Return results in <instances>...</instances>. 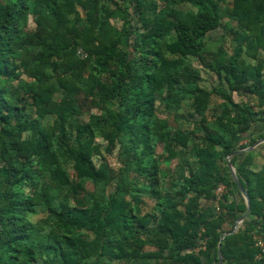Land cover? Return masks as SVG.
<instances>
[{
    "label": "trees",
    "instance_id": "trees-1",
    "mask_svg": "<svg viewBox=\"0 0 264 264\" xmlns=\"http://www.w3.org/2000/svg\"><path fill=\"white\" fill-rule=\"evenodd\" d=\"M261 51L264 0H0V264H219L220 245L264 264V164L238 168L252 212L223 240L247 206L215 193H240L225 158L250 106L233 93L264 104ZM184 104L194 127L160 115Z\"/></svg>",
    "mask_w": 264,
    "mask_h": 264
},
{
    "label": "crops",
    "instance_id": "crops-1",
    "mask_svg": "<svg viewBox=\"0 0 264 264\" xmlns=\"http://www.w3.org/2000/svg\"><path fill=\"white\" fill-rule=\"evenodd\" d=\"M261 53L263 54L264 51H261ZM263 55H261V56H263ZM262 71L264 72V68ZM217 99H218L217 102L211 104V108H210V112H209V113H211V116H213L216 113L219 114V106L218 105L222 102V99L219 97ZM233 99H234L235 103H237V104H241V105L245 104V105L250 106V111H249L250 121H248V120L245 121V125H248V128H247V130L238 133L237 139H235V142L233 144V149L236 148V150L234 152H236L238 150H242L243 146H244L243 149H245V148H248V147L254 145L256 142L264 139V104H261L259 97L250 96L248 93L246 94V93L234 92L233 93ZM211 120H212V122H214L213 121L214 118L211 117ZM252 140H254L255 143L250 145V141H252ZM222 150H223V148L220 151H222ZM234 152H232V153H234ZM248 153H250L252 156V164H251L250 168L253 169L254 171H259L262 169V166L264 164V145L259 146L254 151L242 153L241 155H239V156L237 155V156L232 158L231 161H232V164L237 171V174H238V168L241 167V165L243 164V161L245 159V156ZM227 158H228V156H226V158H225V161H226L225 166L226 167H228ZM186 161H187V163H186L187 165H191L187 169V171H189L191 168H194L196 166V164L198 163V162H196L197 160L195 158H193L192 156H186ZM173 162L175 163V166L178 163V161H173ZM220 163L223 166L222 162H220ZM187 165H185V166H187ZM228 169H229V167H228ZM224 176L227 178H228V176H230L232 178L230 169L227 173L224 171ZM220 185L225 186V193L224 194H225V196L229 202L237 203L239 205H242V203L245 202V199L243 198V196L240 193L239 194L237 192L230 193L229 188L227 187L226 184L219 183L218 186H220ZM215 193H216V190H215ZM223 196L221 198H223ZM245 204H246V202H245ZM249 217L247 218V220L249 219ZM205 249H206V247L204 248L202 246V251H204ZM196 252H198V249Z\"/></svg>",
    "mask_w": 264,
    "mask_h": 264
},
{
    "label": "rangeland",
    "instance_id": "rangeland-1",
    "mask_svg": "<svg viewBox=\"0 0 264 264\" xmlns=\"http://www.w3.org/2000/svg\"><path fill=\"white\" fill-rule=\"evenodd\" d=\"M227 5V4H226ZM186 12H185V14L183 15V20H185V21H188V20H190L192 17H193V12H194V7H192L191 5H188V6H186ZM225 21V19H224V17L222 18V21H221V23H223ZM118 24V23H117ZM118 25H120V24H118ZM222 32V31H221ZM218 34H221V33H218ZM216 34H214L212 37H213V40H215V41H211L210 43H209V48H210V50L212 51V52H215V51H217L218 50V47L220 46V45H223V46H225V48H227L228 50H230V48H231V44L229 43L230 41H229V38H228V36H227V38H225V40L223 39H221L220 37V39L219 40H217V39H214V38H216ZM231 52V51H230ZM243 56L244 57H246L245 56V53L243 54ZM194 65L197 67V68H201L200 66H199V63L197 62V61H194ZM200 72H202V77H203V81H202V83H201V85L204 87V88H207V89H212V87H214V86H217L218 85V83H217V78L216 77H214V75H213V73H210L209 71H204V69H202L201 68V70H200ZM25 80H26V78H25ZM217 98L216 97H214L213 98V101H212V104L213 103H215V102H217ZM188 111H190V109H189V107H188V105L187 104H184L183 105V107L181 106L179 109H177V108H172V109H170V110H168V108H166V107H164L163 108V110H162V112L160 113V115L162 116V117H166L167 115H168V113H170V114H172V115H174V116H176V118L178 119V121H179V126H180V128L181 129H186L187 127H194L195 126V122L194 121H192V122H190V123H188L186 120H185V114L188 112ZM173 118V117H172ZM211 119V113H208V120L209 121H211L210 120ZM196 122H197V120H196ZM48 123H52V120H51V118L48 120ZM158 151L160 152L161 151V146L158 148ZM103 152H104V148H103ZM118 156H119V153H118V150H116L114 153H112L111 155H107V158H108V161L110 162V164L113 166V167H115V168H118L119 166H120V164H119V161H118ZM165 167H172V168H174L175 167V163H173V162H171V161H166V163H165V165L163 166V168H165ZM145 202H146V204L147 205H149V206H151V204H152V200L150 199V198H148V197H145ZM40 217H43V215L42 214H40V215H36V216H32V220L33 221H35L37 218H40ZM264 242V241H263Z\"/></svg>",
    "mask_w": 264,
    "mask_h": 264
},
{
    "label": "water",
    "instance_id": "water-1",
    "mask_svg": "<svg viewBox=\"0 0 264 264\" xmlns=\"http://www.w3.org/2000/svg\"><path fill=\"white\" fill-rule=\"evenodd\" d=\"M261 145H264V139L256 142L254 145L248 147V148H245V149H242V150H238L234 153H231L228 155V158H227V165L230 169V172H231V176H232V179L236 185V187L239 189L241 195L243 196V198L245 199V202H246V205H247V210L246 212H244L236 221L235 223V226H234V229L231 233H226L224 234V236L222 237V240L229 234H234L238 231V229L244 224V222L247 220V218L250 216L251 212H252V204H251V200H250V197H249V194L247 192V190L244 188L238 174H237V171L235 169V167L233 166L232 164V158L237 156V155H240L242 153H247V152H251V151H254L256 150L259 146ZM222 246L220 245L219 246V252H218V255H219V264H224V260H223V254H222Z\"/></svg>",
    "mask_w": 264,
    "mask_h": 264
},
{
    "label": "built area",
    "instance_id": "built-area-1",
    "mask_svg": "<svg viewBox=\"0 0 264 264\" xmlns=\"http://www.w3.org/2000/svg\"><path fill=\"white\" fill-rule=\"evenodd\" d=\"M78 55H80L81 57L85 56V54H84L82 49L78 50ZM224 193H225V186H223V185L218 186V188L216 189V194L219 197L218 199H220L223 196ZM255 239L257 240V245H259L262 248H264L263 240H261L260 238H258L256 236H255ZM203 245H204L203 247L205 248L206 244L204 243Z\"/></svg>",
    "mask_w": 264,
    "mask_h": 264
}]
</instances>
